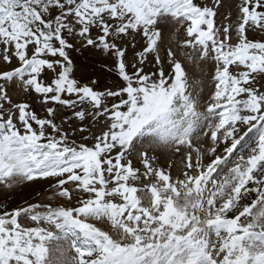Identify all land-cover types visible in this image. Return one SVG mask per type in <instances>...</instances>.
<instances>
[{"label": "snow or ice", "instance_id": "obj_1", "mask_svg": "<svg viewBox=\"0 0 264 264\" xmlns=\"http://www.w3.org/2000/svg\"><path fill=\"white\" fill-rule=\"evenodd\" d=\"M0 264H264V0H0Z\"/></svg>", "mask_w": 264, "mask_h": 264}, {"label": "rangeland", "instance_id": "obj_2", "mask_svg": "<svg viewBox=\"0 0 264 264\" xmlns=\"http://www.w3.org/2000/svg\"><path fill=\"white\" fill-rule=\"evenodd\" d=\"M190 74L194 77V79L199 80L202 79L199 69L198 68H192L190 69Z\"/></svg>", "mask_w": 264, "mask_h": 264}]
</instances>
